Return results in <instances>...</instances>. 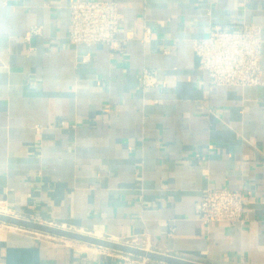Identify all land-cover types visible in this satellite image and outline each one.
<instances>
[{"label":"crops","instance_id":"crops-1","mask_svg":"<svg viewBox=\"0 0 264 264\" xmlns=\"http://www.w3.org/2000/svg\"><path fill=\"white\" fill-rule=\"evenodd\" d=\"M70 1L0 0L4 208L201 264H264V0H87L118 4L124 52L72 44ZM239 23L263 27L262 84L212 85L194 42ZM221 188L245 194L243 223L197 217ZM14 232L0 226V264H163Z\"/></svg>","mask_w":264,"mask_h":264},{"label":"built area","instance_id":"built-area-1","mask_svg":"<svg viewBox=\"0 0 264 264\" xmlns=\"http://www.w3.org/2000/svg\"><path fill=\"white\" fill-rule=\"evenodd\" d=\"M69 9L68 39L72 44L106 45L124 52L126 41L121 38L122 17L116 2L71 0ZM40 34L41 27H33L25 37L30 41ZM151 34V28L146 27L142 39L146 41ZM262 43V26L239 23L228 28L211 27L206 37L195 40L194 50L200 70L208 74L212 85L256 87L262 84ZM142 80L145 87L159 84L156 72L149 69L143 70ZM196 212L205 224L224 221L236 226L244 222L245 194L230 188L206 189Z\"/></svg>","mask_w":264,"mask_h":264},{"label":"water","instance_id":"water-1","mask_svg":"<svg viewBox=\"0 0 264 264\" xmlns=\"http://www.w3.org/2000/svg\"><path fill=\"white\" fill-rule=\"evenodd\" d=\"M0 222L15 225L18 227L25 228L27 230L40 232L44 234H48L51 236L69 239L72 241H77L101 248H106L110 250H114L120 253L129 254L133 256H137L140 258H144L147 260H151L154 262H159L163 264H201L194 261H190L187 259L174 257L165 255L162 253L150 251L144 248L135 247L132 245L124 244V243H118L115 241L86 235L83 233L71 231L65 228L56 227L53 225L41 223L35 220L22 218L19 216H13V215H5L0 213Z\"/></svg>","mask_w":264,"mask_h":264},{"label":"rangeland","instance_id":"rangeland-1","mask_svg":"<svg viewBox=\"0 0 264 264\" xmlns=\"http://www.w3.org/2000/svg\"><path fill=\"white\" fill-rule=\"evenodd\" d=\"M0 206H1V209H2V211H5L6 213H8L9 215H13V216H17V215H15V213H13L12 211V213L10 212V211H8V210H6L3 206H2V204H0ZM2 224V222H0V225ZM28 232H25L26 234H30V235H33L34 237H39V238H41V239H52V238H55V236H50L49 238H47L45 235L46 234H44V233H40L39 235H36V234H31V230H27ZM34 232V231H33ZM36 233V232H35ZM58 239H61V238H58ZM62 241H63V239H62ZM68 242H72V241H68ZM137 244L138 243H136V244H134L133 246H136L137 247ZM82 245V244H81ZM88 245V244H87ZM88 247H89V245H88ZM90 247H92V246H90ZM117 254H119V255H122V256H124L126 259H127V261H128V263H132V262H144V258H140V257H137V256H133V255H129V254H124V253H120V252H116ZM148 261V263L150 262V263H155L154 261H151V260H146V262Z\"/></svg>","mask_w":264,"mask_h":264},{"label":"bare ground","instance_id":"bare-ground-1","mask_svg":"<svg viewBox=\"0 0 264 264\" xmlns=\"http://www.w3.org/2000/svg\"><path fill=\"white\" fill-rule=\"evenodd\" d=\"M0 213L1 214H5V215H9L8 213H6L5 211H2V209H1V206H0ZM0 226H2V227H4V228H6V229H8V230H11V231H15V232H26L27 231V229H25V228H22V227H18V226H15V225H10V224H6V223H2ZM14 232V233H15ZM21 234V233H20ZM37 234L39 235L40 234V232H37ZM47 238H49L51 235H48V234H46L45 235ZM52 237V236H51ZM65 241H72V240H69V239H65ZM69 243H71V242H69ZM82 245H84L85 247H88V245L87 244H82Z\"/></svg>","mask_w":264,"mask_h":264}]
</instances>
